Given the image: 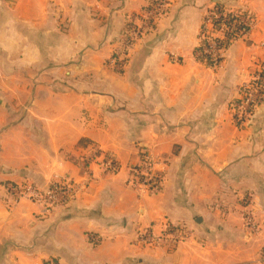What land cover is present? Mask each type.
I'll return each instance as SVG.
<instances>
[{
  "label": "crops",
  "instance_id": "1",
  "mask_svg": "<svg viewBox=\"0 0 264 264\" xmlns=\"http://www.w3.org/2000/svg\"><path fill=\"white\" fill-rule=\"evenodd\" d=\"M217 1L256 25L209 67L198 32L214 0H172L116 65L127 18L151 0H0V264H260L264 105L236 124L229 103L264 64V0ZM93 151L117 169L88 162ZM143 153L163 178L156 194L128 185ZM61 178L81 186L65 208L8 204L6 184ZM150 226L189 236L139 245Z\"/></svg>",
  "mask_w": 264,
  "mask_h": 264
},
{
  "label": "built area",
  "instance_id": "2",
  "mask_svg": "<svg viewBox=\"0 0 264 264\" xmlns=\"http://www.w3.org/2000/svg\"><path fill=\"white\" fill-rule=\"evenodd\" d=\"M172 0H151L148 7L141 13L127 18L120 51L110 59L116 65L120 53L125 54L136 41L140 40L156 28L158 20L164 16ZM253 14L243 7H219L212 3L205 8L198 32L197 54L209 66H218L224 59L227 50L236 42L245 41L255 28ZM126 56V55H125ZM264 105V64L257 63L247 79L241 82L238 98L229 103L233 121L236 124L249 123L255 111ZM88 162L100 160L98 166L104 171L114 172L117 169L110 157L93 151L86 159ZM128 185L146 195L156 194L162 189L163 178L153 168V160L146 153L140 157L138 165L132 169ZM6 199L11 206L19 200H28L40 207L42 214L49 215L58 208H65L73 202L81 192V186L72 179L61 178L43 186L32 183H9L4 186ZM9 206V207H10ZM245 225L251 231H256V224L251 215L245 216ZM189 236L183 226H167L160 233H155L152 226L141 229L136 234V242L148 248H173ZM92 244H98L101 239L88 236ZM258 262L264 264V249ZM46 264H55L48 262Z\"/></svg>",
  "mask_w": 264,
  "mask_h": 264
},
{
  "label": "trees",
  "instance_id": "3",
  "mask_svg": "<svg viewBox=\"0 0 264 264\" xmlns=\"http://www.w3.org/2000/svg\"><path fill=\"white\" fill-rule=\"evenodd\" d=\"M216 4H217L219 7H225V6L221 5L218 1H216Z\"/></svg>",
  "mask_w": 264,
  "mask_h": 264
},
{
  "label": "water",
  "instance_id": "4",
  "mask_svg": "<svg viewBox=\"0 0 264 264\" xmlns=\"http://www.w3.org/2000/svg\"><path fill=\"white\" fill-rule=\"evenodd\" d=\"M217 0H214V2H216Z\"/></svg>",
  "mask_w": 264,
  "mask_h": 264
}]
</instances>
